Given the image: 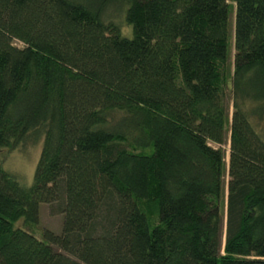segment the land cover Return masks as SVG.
<instances>
[{
	"label": "trees",
	"instance_id": "1",
	"mask_svg": "<svg viewBox=\"0 0 264 264\" xmlns=\"http://www.w3.org/2000/svg\"><path fill=\"white\" fill-rule=\"evenodd\" d=\"M0 264H264V0H0Z\"/></svg>",
	"mask_w": 264,
	"mask_h": 264
},
{
	"label": "rangeland",
	"instance_id": "2",
	"mask_svg": "<svg viewBox=\"0 0 264 264\" xmlns=\"http://www.w3.org/2000/svg\"><path fill=\"white\" fill-rule=\"evenodd\" d=\"M17 47H21V43H16ZM232 58L233 52L230 50ZM28 139L25 142L21 143L16 148L12 149L9 153L3 157L2 167L3 169L14 175L17 182L22 186L29 187L33 184V178L35 174V167L38 163V158L41 153V140L35 138L27 137ZM37 140V141H35ZM223 149L226 151V156L224 162L227 161V146H224ZM227 163V162H226ZM226 180V177H225ZM40 220L38 226L36 227H27L32 233L36 236H40L42 230L47 229L53 231L55 234H59L62 228V216L53 215L50 213V207L41 205L39 208ZM22 222V221H21ZM21 222H18V226L24 227Z\"/></svg>",
	"mask_w": 264,
	"mask_h": 264
}]
</instances>
